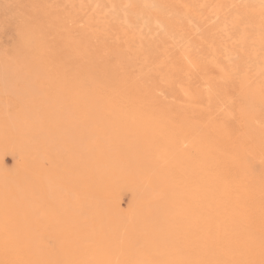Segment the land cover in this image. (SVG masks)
<instances>
[{
    "label": "bare ground",
    "instance_id": "6f19581e",
    "mask_svg": "<svg viewBox=\"0 0 264 264\" xmlns=\"http://www.w3.org/2000/svg\"><path fill=\"white\" fill-rule=\"evenodd\" d=\"M149 1L131 9L138 27ZM95 10L64 18L55 53L25 28L0 52V151L17 164L5 174L0 159V264H261L264 84L188 44L150 59L136 23Z\"/></svg>",
    "mask_w": 264,
    "mask_h": 264
},
{
    "label": "rangeland",
    "instance_id": "374dc122",
    "mask_svg": "<svg viewBox=\"0 0 264 264\" xmlns=\"http://www.w3.org/2000/svg\"><path fill=\"white\" fill-rule=\"evenodd\" d=\"M41 1L42 0H0V26H1L0 27V52H3L5 54L10 53L17 46V44H18L17 41H18L19 35H22L21 31H23V29L25 28V30L27 29V30L32 31L31 32L32 36H34V37H32V36L29 37V42L34 43L36 41H40L43 44L42 45L43 48H45V52H50V50H51V53H55L61 44V41H60V34L61 33H60V31L63 30V26H61V25L65 21L64 18L65 17L68 18L70 16L68 14L71 13V15L76 14V16H74L73 18L79 19V21H80V20H83L85 18L84 16L86 15V13L90 14L89 12H92L93 10L96 9L95 12L97 11V14L101 17V18L99 17L100 25L102 24V21L103 22H105V21L109 22V20L113 16L111 13H113V14L116 13V15H118V17L115 16L116 20L112 19L113 21L111 20L110 23L115 24L119 27H125V28L128 27V26H126L127 25L126 22H124V24H122L125 19H128L127 22L128 21L131 22L130 24L134 25L136 23L135 26L142 30L143 36H144L145 41H146V46H144V49L147 53V56L150 59L153 57V55H156V54L161 55L160 52L158 51L159 47L164 48L166 46V52L167 53H170V52L174 53L173 51H171V50H173V47L175 48L174 49V51H175V50H180L182 48H185L184 46H186V44H188L187 47H189L190 45L192 47L194 46L193 48H194V50L196 49L195 50L196 54L198 52L199 56H204V57L206 56L204 58V60L208 59L206 62H208L211 59L209 57H211V56L213 57L214 56L213 54L217 53L216 57L218 56L217 57L218 60L220 59L219 62H221L222 64L225 63V65H227V66L230 65L228 67L229 72L230 73L232 72L231 74H233V76L231 74H230V76L235 81V83L238 84L241 77L249 76L247 78H249L250 81L252 79L253 84H256V85L260 84L261 87L264 84V57H263L264 56V17H263L264 16V13H263L264 12V0H259V1L253 0L252 2L249 0L250 3H253L252 7H249V6H251V4L248 3V1H246V0H178L179 1V2H177L178 5L177 4L173 5L177 0H175L174 3H171L172 5L170 4L171 0L170 1L169 0H155L157 2V5L155 7H153L149 4V5H147V7H149V9L147 8L145 10L147 13L149 12V14L152 18L151 17L149 18L150 19L149 20L150 22L148 21L149 24H148V22H145L142 24L143 25L142 27H138L137 25L141 24V22L144 21V19L137 17L136 21L133 20V19H135L134 17H136V16H135V13L131 12V9L136 8V4L139 7L142 6L143 0H135L133 3H131V2L127 3L126 0H94L95 1L94 4H93V0H90V1H92V3L88 2V0H84V1L83 0L82 1L81 0H69V2L67 0L66 1L65 0H54V1L46 0V3H44L45 0H43V2H41ZM47 1H49V2H47ZM50 2H52V3H50ZM172 2H173V0H172ZM244 2H247V5ZM200 3L202 5L199 6ZM48 4H50V6ZM126 4L128 7L126 6ZM184 4H185V7H186V5L188 6L187 12L184 11V9H185L183 7ZM220 4L222 7H220ZM248 4H249V6H248ZM92 5H94L93 8H92ZM112 6H114V9L111 8ZM121 6H123V7H121ZM40 7L42 10L40 9ZM49 7L52 9H49ZM65 8H67V9H65ZM250 8L254 11V13L256 15L252 12V10ZM253 8H255V9H253ZM74 9H76V10L73 13ZM116 9H118V10H116ZM47 10H48V13H47ZM90 10H92V11H90ZM111 10H113V12ZM243 10L245 11V13ZM79 11L81 13H83L85 11L83 13L84 16L81 15V13ZM152 11H153V13H152ZM43 12L47 16L50 15L49 16L50 18H48V21L43 17V14H42ZM120 12H123L122 15ZM246 13L249 15L244 16V14L246 15ZM153 14L156 15L155 18H157L158 20L160 19L163 22H164L165 18L166 19H168V18L172 19L173 18L174 19L173 21L177 27L179 24V26H183L184 28L180 27L181 30H180V32H178L179 30L176 31L177 28L174 27V29L173 28L170 29L167 24L164 25L163 22H160L163 27L160 26V28L161 27L162 28L158 29L159 26L155 25L156 23H154L152 20L154 18ZM257 14H258V16H257ZM57 15H58V17H57ZM61 15L62 16L64 15V16L61 17ZM102 15H103V17H102ZM123 15H126V16H123ZM219 15H221V16H219ZM260 15H263V16H260ZM55 17L60 19V21H58V19ZM234 18H235V21H234ZM52 19H54V20H52ZM191 20H192V22H191ZM258 20L260 22H258ZM121 21H122V23H121ZM248 21H250V22H248ZM57 23H58V25H57ZM66 23H68V22H66ZM80 23L81 22H79L78 24L80 25ZM165 23H166V20H165ZM68 24L72 28H74V25L72 24V22H69ZM82 25L83 24L81 23V26ZM158 25H160V24H158ZM189 26L192 27V31H190L191 29L189 28ZM54 27H56V28L54 29ZM60 27L62 29H60ZM77 27H78L77 30H79V26H77ZM99 27L95 26L93 28L96 29V31L102 33V31L100 30L101 27L100 28ZM186 27L189 29L187 30ZM211 30H213V31H211ZM193 31L195 33L194 35L193 34H190V35L186 34V33H193ZM247 31H249V32H247ZM174 32H176L175 35H174ZM252 32L254 34H252ZM34 33H35V35H34ZM248 33L255 35V36H252L253 37L252 39H254V40H253L252 45H251L252 51L255 50L254 51L255 56L250 55V54L248 55V53H251V52L247 51L248 45L246 44V40L243 39V37L247 36ZM1 34H2V36H1ZM202 34H204V35H202ZM191 35H193V36L190 37ZM38 36H39V38H37ZM198 36L204 38V41H206V42L204 43L203 39L202 38L199 39ZM189 37H190V39H189ZM123 39L124 38L122 36L119 37V41L123 42ZM191 40L193 43L191 42ZM207 41H208V43H207ZM243 41L245 42L244 44H243ZM187 42H190V43H187ZM167 43L168 44L172 43L173 46L171 47V45H169L170 46V48H169ZM202 43H204V44H202ZM182 44H184V46ZM200 45H201V48H200ZM212 45H214V46H212ZM148 46H150V47L147 49ZM191 46H190V48H192ZM152 48L154 50H152ZM193 48L190 49L191 53H193L192 52ZM214 49L217 52L213 51ZM156 51H158L159 53ZM195 51L193 54H195ZM226 51L229 52L230 54L227 53ZM246 51H247V53H244ZM212 52H214V53L212 54ZM259 52H261V53H259ZM153 53H155V54H153ZM199 53H201V54H199ZM148 54L149 55L151 54V55L149 56ZM203 54H205V55H203ZM226 54H229L230 58H226V56H227ZM224 57L226 59H224ZM227 62H230L231 64L230 63L228 64ZM233 64H234V66H236L235 67L236 69L233 68V71L236 70V72L232 71ZM240 64H242V65H240ZM257 66H258V68H257ZM230 67H231V69H230ZM237 67H238V69H237ZM239 67H241V68H239ZM243 67H244V69H243ZM246 68H248L247 69L248 71L246 70ZM236 79H238V80H236ZM261 82H263V83H261ZM263 91H264V89H263ZM160 94L163 96V93H160ZM232 97L236 98V96H233V95H232ZM260 107H261V109H260ZM257 109L256 110L261 115L264 113V106H262V104L261 105L259 104ZM0 156H1L0 159L2 162L1 164H2L3 172H5V174H9V173L12 174L15 170L16 165H17L16 164V158L9 153H2V151H0ZM47 165L48 164L45 161L44 167H47ZM129 199H130V193L129 192L121 193L120 201H119L121 210L127 209L128 204H129Z\"/></svg>",
    "mask_w": 264,
    "mask_h": 264
},
{
    "label": "snow or ice",
    "instance_id": "6c2138e0",
    "mask_svg": "<svg viewBox=\"0 0 264 264\" xmlns=\"http://www.w3.org/2000/svg\"><path fill=\"white\" fill-rule=\"evenodd\" d=\"M261 264H264V261H261Z\"/></svg>",
    "mask_w": 264,
    "mask_h": 264
}]
</instances>
